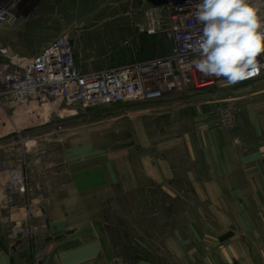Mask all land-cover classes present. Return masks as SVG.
Returning a JSON list of instances; mask_svg holds the SVG:
<instances>
[{
  "label": "rangeland",
  "instance_id": "rangeland-1",
  "mask_svg": "<svg viewBox=\"0 0 264 264\" xmlns=\"http://www.w3.org/2000/svg\"><path fill=\"white\" fill-rule=\"evenodd\" d=\"M16 8L19 22L0 24V48L9 57H31L64 32L82 72L165 56L172 48L166 26L146 30V12L157 8L163 16L162 0H21ZM221 83L156 106L83 108L54 100L0 105V197L12 195L9 182L18 178L15 188L30 198L66 193L72 182L67 176L74 175L81 206L105 221L123 263L172 264L174 248L192 246L167 241L189 236L200 205L188 173L194 176L195 160L179 157L178 144L200 141L202 126L222 127L219 111L230 102L236 107L233 126L223 133L250 144L252 152L264 147V81ZM34 204H26L27 214L42 207Z\"/></svg>",
  "mask_w": 264,
  "mask_h": 264
},
{
  "label": "crops",
  "instance_id": "crops-1",
  "mask_svg": "<svg viewBox=\"0 0 264 264\" xmlns=\"http://www.w3.org/2000/svg\"><path fill=\"white\" fill-rule=\"evenodd\" d=\"M262 81L264 74L249 84ZM259 98L264 106L263 88ZM225 128L202 126L200 141L178 144L179 157L195 160L194 176L188 173L200 205L189 236L167 241L192 246L174 248L172 264H264V147L252 152ZM67 177L66 193L30 198L14 190L0 197V264H128L117 256L102 217L81 206L75 176ZM30 201L42 204L32 215L25 209Z\"/></svg>",
  "mask_w": 264,
  "mask_h": 264
},
{
  "label": "built area",
  "instance_id": "built-area-1",
  "mask_svg": "<svg viewBox=\"0 0 264 264\" xmlns=\"http://www.w3.org/2000/svg\"><path fill=\"white\" fill-rule=\"evenodd\" d=\"M20 1H0V24L19 22L21 14L16 7ZM198 2L162 0L163 16L157 8L146 12L148 32L159 31L166 26L170 33L171 51L161 57L82 72L76 65L72 40L67 32L28 58L9 57L7 48H0V54L7 58L0 61V105L43 104L51 100L77 103L83 108L115 102L154 104L166 97L217 85L221 80L205 77L195 67L190 70L183 67L196 59L190 46L202 30V25L195 18ZM263 74L264 70L260 76L238 84L255 82ZM235 112L234 104H222L218 117L221 126L231 128ZM17 184L15 187L20 186L19 178ZM15 187H7L8 192L17 190Z\"/></svg>",
  "mask_w": 264,
  "mask_h": 264
},
{
  "label": "clouds",
  "instance_id": "clouds-1",
  "mask_svg": "<svg viewBox=\"0 0 264 264\" xmlns=\"http://www.w3.org/2000/svg\"><path fill=\"white\" fill-rule=\"evenodd\" d=\"M195 18L202 30L190 46L195 67L205 77L234 86L264 70V0H199Z\"/></svg>",
  "mask_w": 264,
  "mask_h": 264
},
{
  "label": "bare ground",
  "instance_id": "bare-ground-1",
  "mask_svg": "<svg viewBox=\"0 0 264 264\" xmlns=\"http://www.w3.org/2000/svg\"><path fill=\"white\" fill-rule=\"evenodd\" d=\"M15 183L16 184L18 183L16 179L15 180H11V182H9L10 187L14 188L15 187Z\"/></svg>",
  "mask_w": 264,
  "mask_h": 264
}]
</instances>
